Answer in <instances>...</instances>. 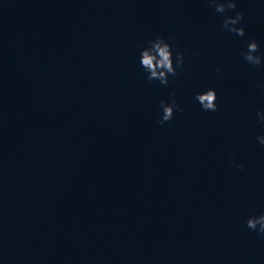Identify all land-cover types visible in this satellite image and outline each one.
<instances>
[{"label": "clouds", "instance_id": "9594fccd", "mask_svg": "<svg viewBox=\"0 0 264 264\" xmlns=\"http://www.w3.org/2000/svg\"><path fill=\"white\" fill-rule=\"evenodd\" d=\"M207 5L214 11L223 16L220 25L222 32L235 34L238 37L245 36V28L242 24L244 14L237 11V0H205ZM229 13H234L229 15ZM171 37L157 33L147 41L146 46L140 49L139 63L146 73L145 79L149 82L158 81L162 86H168L170 79L178 76L179 70L184 66L185 53L173 48L170 42ZM241 56L246 64L254 69L264 68V53H261L260 44L256 39L248 40L246 48L241 50ZM217 72L220 69L217 68ZM171 102H160L161 116L158 123L163 125L165 122L173 120L177 111L183 112L185 109L176 102L175 92L171 93ZM193 99L205 112H215L218 110V95L215 88H208L202 92H197ZM258 121L264 125V110H257ZM256 141L264 146V134L255 137ZM235 163V161H232ZM238 169H243V164L235 165ZM246 227L264 237V213L249 216L246 220Z\"/></svg>", "mask_w": 264, "mask_h": 264}]
</instances>
